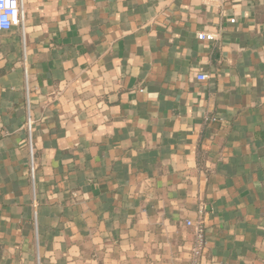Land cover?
I'll use <instances>...</instances> for the list:
<instances>
[{
    "label": "crops",
    "instance_id": "obj_1",
    "mask_svg": "<svg viewBox=\"0 0 264 264\" xmlns=\"http://www.w3.org/2000/svg\"><path fill=\"white\" fill-rule=\"evenodd\" d=\"M23 1L0 264H264V0Z\"/></svg>",
    "mask_w": 264,
    "mask_h": 264
},
{
    "label": "built area",
    "instance_id": "obj_2",
    "mask_svg": "<svg viewBox=\"0 0 264 264\" xmlns=\"http://www.w3.org/2000/svg\"><path fill=\"white\" fill-rule=\"evenodd\" d=\"M25 22V5L23 0H0V33L8 32L19 28L22 30L23 39ZM234 23V20H232ZM200 41H213L215 35L199 33L197 35ZM209 78L207 75H199L198 80L205 81ZM33 122L28 119V128L31 131ZM34 173L33 153H32V175ZM200 211V215H201ZM186 225L193 228V244L191 248V264H201L202 257L206 251V230L204 224L199 218L196 222L187 221Z\"/></svg>",
    "mask_w": 264,
    "mask_h": 264
}]
</instances>
